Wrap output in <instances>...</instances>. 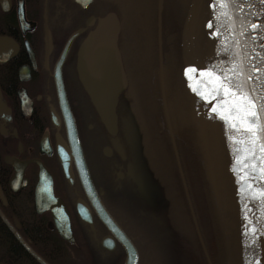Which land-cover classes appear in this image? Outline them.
Masks as SVG:
<instances>
[{"label": "flooded vegetation", "instance_id": "obj_1", "mask_svg": "<svg viewBox=\"0 0 264 264\" xmlns=\"http://www.w3.org/2000/svg\"><path fill=\"white\" fill-rule=\"evenodd\" d=\"M120 6L121 0H0V264H126L127 243L136 252L129 264H153L142 248L153 250L151 234L147 242L140 237L136 218L120 215L122 190L108 188L124 177L128 158L119 154L123 93L117 132L110 134L78 72L82 40L107 13L120 15ZM69 113L109 223L81 184Z\"/></svg>", "mask_w": 264, "mask_h": 264}, {"label": "rangeland", "instance_id": "obj_2", "mask_svg": "<svg viewBox=\"0 0 264 264\" xmlns=\"http://www.w3.org/2000/svg\"><path fill=\"white\" fill-rule=\"evenodd\" d=\"M186 3L187 0H165L161 14L162 62L168 69L166 92L173 139L195 222L211 264H226V250L234 252L235 264H238L240 259L238 252L237 255L235 254L236 242H234L236 235L233 233L229 248L224 243L220 246L218 242V227L225 230L227 237L230 232H228L227 224L220 222L217 217L215 211L218 206L216 204L213 205L214 207L211 206L202 179L201 164L204 165V157L202 158L201 152V157L199 155L194 110L190 99L193 97L196 85L192 81L191 72L183 63L180 42L175 45V32L178 31L179 37ZM202 3L204 5L199 14L200 31L198 33L199 38H205L206 48L202 50L207 57L212 41L215 38L220 40L218 50L212 49L210 56L213 54L223 58L226 56L230 66L224 63L226 67H217L218 71L215 72L216 69L210 66L209 61L208 64L223 87L232 90L235 75L231 69L235 63H238V59L226 14L224 19L221 16L222 9L224 12L226 9L218 0H203ZM151 16L155 19V11L154 14L152 8L150 11V0H121L120 15H118L120 20L118 45L129 84L121 97L123 105L121 103L120 108L122 107L124 118L123 136L125 138H122L124 141L119 148V154L122 153L121 157L128 158L125 160L124 172L122 171L124 177L120 180L115 179V183L108 184V188H111L113 194L122 190L117 199L118 208L127 217L136 218L138 231L143 235L140 236L142 239L146 241V234H151L152 238L148 235L147 237L151 238L153 251L163 264H208L181 185L166 125L157 70V31ZM211 117L220 123L224 140L222 144L224 149L223 147L222 150L220 149L221 157L228 159L227 166L224 161L222 164L230 174L232 168L230 169L231 163L223 125L218 115H211ZM233 129L250 182L249 191L252 197L254 222L252 240L257 253L259 240L264 243V193L259 191V184L261 185L262 181L254 170L255 163L246 142L237 135L234 127ZM117 170H121V167L115 171ZM230 175L231 177L228 175L227 183L235 192V177L232 173ZM130 185H133V188ZM262 189L264 190V184ZM133 199L139 203L136 204L132 201ZM222 232L219 237L223 239Z\"/></svg>", "mask_w": 264, "mask_h": 264}, {"label": "water", "instance_id": "obj_3", "mask_svg": "<svg viewBox=\"0 0 264 264\" xmlns=\"http://www.w3.org/2000/svg\"><path fill=\"white\" fill-rule=\"evenodd\" d=\"M75 1L80 2L81 0ZM201 2L202 0H189V5L181 25L182 53L185 64L189 67L193 81L199 88L203 99L217 110L222 118L237 182L242 260L243 264H250L251 203L239 149L232 134L229 117L235 118L240 123L250 144L253 159L258 166L264 184V2H261V0H227L224 4L227 12V23L231 31L234 50L237 54L238 65L243 79V88L230 94H222L219 91L218 84L209 73L205 63L193 51L192 25ZM253 24H256L257 27L252 28ZM119 32L120 24L117 16L112 12L107 13L98 20L95 28L82 40L78 55L80 78L110 134L117 132L116 105L119 96L127 88V77L117 44ZM73 36L74 34L70 36L67 44ZM161 45V0H158L157 48L161 103L181 183L192 212L195 229L203 252L209 262L195 222L167 116L162 77L163 59ZM249 77L251 78L249 79ZM245 96L247 99H245ZM249 100L252 101L251 104L248 103ZM252 112H256L257 115L253 117L251 115ZM67 121L68 134L72 142L73 154L77 163L81 184L93 204L97 202L95 206L99 205L100 216L104 218L106 223H109L111 222L109 221L111 217L103 205L100 202L98 203L96 198L95 189L83 158L77 129L70 113L68 114ZM108 149L106 148L105 150L107 155ZM207 174L210 176L208 170ZM126 249V264H129L130 258L134 261L136 260V252L135 250L131 251L128 243L126 244Z\"/></svg>", "mask_w": 264, "mask_h": 264}, {"label": "bare ground", "instance_id": "obj_4", "mask_svg": "<svg viewBox=\"0 0 264 264\" xmlns=\"http://www.w3.org/2000/svg\"><path fill=\"white\" fill-rule=\"evenodd\" d=\"M162 3H163V0H161V12L163 10ZM154 4L156 5V1L150 0V11L152 8L153 14H154V11L155 13H157L156 8L154 7ZM186 4L187 5H186L184 15L186 14V11L189 5V0H187ZM203 5L204 3H201V5L199 6L197 14L194 19V23L192 25V32H191L192 47H193L194 53H196L197 56L205 63L206 67L210 68L211 66L212 68H215L216 69L215 72H217L218 68H221L223 66L226 67L224 63H227L226 65H229V60L226 59V56H224V58L222 56L215 55V54L210 56V51L212 49L218 50L217 47L219 44H221V43H218V41L220 40L215 37H214L215 40L212 41V44L210 46V51H208L207 53V57L204 55V52L202 49L206 48L204 46L205 38H202V37L199 38V35H198L200 31L199 30V21H200L199 14L202 10ZM225 14H227V12H224V10L222 9L221 16L223 17V19H224ZM151 18L152 20L154 19L152 16ZM156 19H157V15L155 14V19H154L155 22H156ZM208 61L211 63L210 66L208 64ZM167 72H168V69L162 65V77H163V85H164L163 87L165 91L166 101H167V92H166ZM158 76H159V72H158ZM159 80H160V76H159ZM190 97H191V94H190ZM190 99H191L192 108L194 110V115H193L194 126L196 130L197 142L199 144V151L202 154V158L204 157V164L206 163L207 170L210 174V176L208 177L211 181L210 186H211L212 200L214 204L218 206L216 210L217 217H219L218 219L220 222H222L223 224L225 223L227 224L228 232H230V235L227 237L226 233L224 232L225 230L223 228L221 229L224 234L225 244L229 248V242H230V246H231L233 233H234V235H236L234 242H236V246L238 247V249L242 251V248L240 245L241 235H239L240 233L239 230L238 232L236 231L238 225L240 228V221H239L238 209H237L238 207L236 208V205L234 203L235 198L233 197L232 188L227 183L228 175L231 177L230 174L231 173L233 174V170L230 167L231 173L230 174L227 173L228 171L226 170L224 164H222V162L224 161L225 165L227 166L228 159L226 160V158L221 157L220 149L222 150V147H223L222 144H224L223 143L224 140L222 138V130L220 127V123L217 119H214L211 117V115L213 114L212 111H210L208 108L203 106L204 105V103L202 102L203 97L201 96L200 91L199 92L197 91L196 87L193 92V97H191ZM166 101L165 103H166L167 116L169 118V125L171 127V133L173 134L171 118H170L171 116L170 108H169V104ZM132 201H134L136 204L139 203L138 201H136V199H133ZM120 215L126 216V214H123V213H121ZM237 235H238L239 242L237 240ZM142 248L144 249V251L146 250L147 254L152 255V258L154 259L153 264H163L156 257L155 252L153 250L150 251L147 246H142ZM249 249H250V254H251L250 264H264V243H262V241L259 240L258 252L256 253V250L253 245V240H252V247H249ZM241 251L237 250L235 254L237 255V252H238V256L240 257L242 256ZM226 253H225L226 264H235L234 252L232 250H226ZM238 264H243V262L238 261Z\"/></svg>", "mask_w": 264, "mask_h": 264}, {"label": "trees", "instance_id": "obj_5", "mask_svg": "<svg viewBox=\"0 0 264 264\" xmlns=\"http://www.w3.org/2000/svg\"><path fill=\"white\" fill-rule=\"evenodd\" d=\"M155 28H156V25H155ZM180 28H181V26H180ZM174 37V36H173ZM177 42H178V44H179V42H180V31H179V37H178V31L176 30V32H175V45H177ZM171 43H172V39H171ZM180 44H181V42H180ZM182 51V50H181ZM183 63H184V61H183ZM185 64V63H184ZM168 76H167V83H168ZM174 86V85H173ZM199 155H200V153H199ZM200 157H201V155H200ZM202 165V170H201V174H202V179H203V182H204V184H205V186H206V189H207V193H208V198H209V201H210V204H211V206H213L214 205V203H213V200H212V196H211V186H210V184H211V181H210V179H209V177H208V175H207V172H206V169H205V167H204V165L203 164H201ZM233 197L235 198V201H234V203H235V205H236V208L238 207V203H237V196H236V189H235V192H234V189H233ZM214 207V206H213ZM238 209V208H237ZM236 209V210H237ZM217 210V209H216ZM216 212V211H215ZM217 214V213H216ZM216 220V219H215ZM219 224V223H218ZM219 229H220V231H219ZM238 230H239V225L237 226V229H236V231L238 232ZM221 232H222V230H221V228L220 227H218V242H219V245L220 246H223V243L225 244V242H224V236H223V239L221 238V236L219 237V235H221ZM222 234H223V232H222ZM237 240H238V235H237ZM226 246V245H225ZM224 246V247H225ZM236 247V251L238 250L239 251V249H238V247L237 246H235ZM221 249V248H220Z\"/></svg>", "mask_w": 264, "mask_h": 264}, {"label": "snow or ice", "instance_id": "obj_6", "mask_svg": "<svg viewBox=\"0 0 264 264\" xmlns=\"http://www.w3.org/2000/svg\"><path fill=\"white\" fill-rule=\"evenodd\" d=\"M227 2V0H219V3L220 4H225ZM261 2H264V0H261ZM252 28H256L257 27V25L256 24H253L252 26H251ZM251 77H249V79H250ZM245 99H247V97L245 96ZM248 103H252V101L251 100H249L248 101ZM251 115L253 116V117H255L256 115H257V113L256 112H252L251 113Z\"/></svg>", "mask_w": 264, "mask_h": 264}]
</instances>
